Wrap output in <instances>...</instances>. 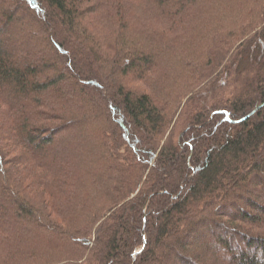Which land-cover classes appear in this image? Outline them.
<instances>
[{"label": "trees", "instance_id": "obj_1", "mask_svg": "<svg viewBox=\"0 0 264 264\" xmlns=\"http://www.w3.org/2000/svg\"><path fill=\"white\" fill-rule=\"evenodd\" d=\"M207 241L264 264V0H0V264Z\"/></svg>", "mask_w": 264, "mask_h": 264}, {"label": "rangeland", "instance_id": "obj_2", "mask_svg": "<svg viewBox=\"0 0 264 264\" xmlns=\"http://www.w3.org/2000/svg\"><path fill=\"white\" fill-rule=\"evenodd\" d=\"M30 197H35V194L32 192H27ZM33 199V198H32ZM205 242V239L202 240ZM207 248L209 250V253H207L203 258H202V263L203 264H223V261L219 259V257L215 256L218 255V251L216 246L211 242L207 241Z\"/></svg>", "mask_w": 264, "mask_h": 264}, {"label": "water", "instance_id": "obj_3", "mask_svg": "<svg viewBox=\"0 0 264 264\" xmlns=\"http://www.w3.org/2000/svg\"><path fill=\"white\" fill-rule=\"evenodd\" d=\"M141 249L137 250L135 253L139 252Z\"/></svg>", "mask_w": 264, "mask_h": 264}]
</instances>
